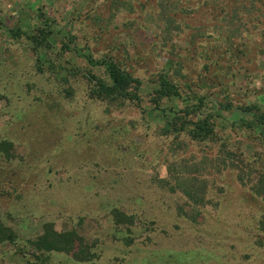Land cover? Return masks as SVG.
<instances>
[{
  "label": "rangeland",
  "instance_id": "1",
  "mask_svg": "<svg viewBox=\"0 0 264 264\" xmlns=\"http://www.w3.org/2000/svg\"><path fill=\"white\" fill-rule=\"evenodd\" d=\"M103 60L137 102L92 95ZM161 74L178 98L158 99ZM254 104L264 0H0V264H264ZM208 114L213 137L192 140ZM56 234L65 250L38 248Z\"/></svg>",
  "mask_w": 264,
  "mask_h": 264
},
{
  "label": "trees",
  "instance_id": "2",
  "mask_svg": "<svg viewBox=\"0 0 264 264\" xmlns=\"http://www.w3.org/2000/svg\"><path fill=\"white\" fill-rule=\"evenodd\" d=\"M50 32L41 30L38 37L33 39L34 43L37 45L49 46L50 43ZM101 65L104 66L105 73L107 76V80L99 79L91 74H86L84 77L90 82L94 83V90L92 91V95L100 100H104L107 102H118L120 100H130L132 102H137L139 100L137 89L140 86V81L134 77H132L129 73L121 70L117 67L115 63L112 61L103 60L100 62ZM158 99L166 98V99H174L179 97V93L177 91L176 84L168 79V77L164 74H161L158 77ZM204 98L196 97L195 104H193V109L191 112L198 114L202 101ZM156 103V102H154ZM158 106V102L155 104ZM227 109L231 110V106L229 104L224 106ZM242 115L245 117L241 118L242 125H247L250 128H255L259 130V133L264 136V111L260 108L259 105H251L245 106L240 110ZM247 115V116H246ZM189 116V111L186 108L185 110H179L175 114V120L184 119ZM248 117V118H247ZM217 116L205 115L203 118H198L195 122L194 127L189 133V137L194 141H204L211 139L214 135V129L216 126ZM176 128V121H173ZM246 126V127H247ZM117 216V215H115ZM119 219V218H118ZM51 232V231H50ZM49 233V232H48ZM53 234V233H49ZM54 235V234H53ZM54 239L48 238L46 239L45 235L38 239V244L42 246L43 250H55L61 251L65 250V248L60 247V243L67 245L69 243V239L65 237V235H55ZM59 236V240L57 237ZM56 241H59V246H57ZM46 244V245H45Z\"/></svg>",
  "mask_w": 264,
  "mask_h": 264
}]
</instances>
